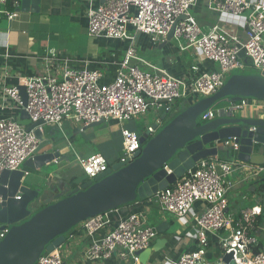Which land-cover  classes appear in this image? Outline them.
Listing matches in <instances>:
<instances>
[{"label": "built area", "instance_id": "obj_1", "mask_svg": "<svg viewBox=\"0 0 264 264\" xmlns=\"http://www.w3.org/2000/svg\"><path fill=\"white\" fill-rule=\"evenodd\" d=\"M197 0H101L87 11V35L96 39L134 41V35H145L153 44L165 43L170 32L181 51L195 49L207 60L218 64L214 72L200 71L193 66L191 80L171 76L165 70L151 66L136 56L134 46L128 47L116 68L114 78L103 81L100 70L71 69L63 66L60 79L51 73L54 53L46 58L49 63L44 74L37 77H21L17 86L3 87L1 109L24 110L31 123L61 128L64 122H72L83 129L102 121H130L153 110L157 114V129L163 124L161 115L174 113V104L194 96L206 98L216 93L234 70H242L243 54L258 70H264V3L251 0H210L208 8L218 14L233 17L247 15L246 38L230 34L218 26L204 32L190 10ZM6 0H0V5ZM0 15L9 21L17 18V11L0 9ZM183 18V19H181ZM131 32L133 35H131ZM4 57H9L5 52ZM149 67L143 71L139 64ZM24 87L26 103L20 93ZM9 102V103H8ZM254 111L264 117V101L243 98L230 102L221 112L233 116L240 111ZM215 110H207L200 120L216 118ZM34 129L29 132L13 118H0V179L5 171H16L34 155L38 140ZM157 129L148 126V138ZM256 131V128H251ZM122 149L118 163L131 162L142 147L140 135L129 129H121ZM235 139L223 141V146L237 152ZM77 165L87 180L105 173L110 165L101 155L77 157ZM236 169L245 171L248 180L264 175V165L245 164L239 161H223L215 157L200 159L193 168L174 184L158 191L149 202L156 204L161 213L177 218L190 214L193 206L202 203L205 208L194 219L195 248L182 254L173 264H264V248L255 233L261 209L253 206L240 211L237 217L228 213V194L233 187L230 180ZM112 212V211H111ZM111 212L96 215L82 222V229L91 240L84 257L91 262L108 260L114 254L138 263L139 252L150 247L158 232L149 226L145 216L133 213L111 226ZM108 228L102 236L97 234ZM0 231V238L8 231ZM215 236L220 251L217 261H208L209 236ZM225 256H231L224 262ZM35 264H63L59 248L44 252Z\"/></svg>", "mask_w": 264, "mask_h": 264}, {"label": "crops", "instance_id": "obj_2", "mask_svg": "<svg viewBox=\"0 0 264 264\" xmlns=\"http://www.w3.org/2000/svg\"><path fill=\"white\" fill-rule=\"evenodd\" d=\"M251 1L264 3V0ZM209 2L210 0H197L196 5L190 10L191 15L202 31L207 32L212 27L218 26L230 34L245 39V21L247 15L233 17L229 14L212 12L208 8ZM100 3L101 0H38L32 9L24 12L20 10L21 0H19V3L14 2L13 6L15 9H10L11 6L8 5V2L0 5V9L2 10L18 12L17 18L13 21H9L5 16L0 15V118H13L18 121L20 112L12 107L5 110L1 109L2 88L17 86L21 77H37L44 74L45 67L49 63L46 60L49 53H54L56 56L57 61H55V66H53L51 73L58 79H60L59 75L65 62H67L66 66L71 69L86 67L88 69L100 70L104 74L103 81L109 82L114 78L117 65L124 57L129 45L135 47V44L141 43L143 45H139L137 49L135 48L136 56L151 66L165 70L171 76L191 80L193 77L191 68L193 66H197L200 71L214 72L218 70V64L207 61L197 50L191 48L181 51L178 45L175 46L169 40L165 43L153 44L147 36L138 34L134 35L133 42L89 37L87 35V11L90 7H96ZM131 35H133L132 32ZM5 52L9 54V57H4ZM143 54L148 55L144 56ZM239 58L244 64L242 70L246 66H250L247 57L243 54ZM139 68L143 71H149V67L141 63L139 64ZM192 100L198 99L192 96L187 101L191 102ZM179 104L181 103L178 101L174 104L175 114L178 113L176 110H178ZM228 104L218 109L212 108L217 113L216 117L218 115L224 116L221 111ZM232 117L264 120V117L260 114L250 110L237 112ZM160 118H162V115ZM43 126L41 127L42 132ZM123 126H115L111 130L112 132L110 131L114 142L121 140V129L134 131L131 128L125 127V125ZM66 127L74 129L83 136L88 128L80 131L78 125L72 122H64L62 129L60 128L61 131L64 128L67 129ZM45 137L48 140L53 138L52 134H46ZM120 142L122 146V141ZM68 145V148L72 150L76 159L77 157L87 158L98 154L103 156L110 166L118 162L122 149H120L116 157V153L111 148L104 152L91 149H80L79 151L73 148L71 142ZM225 148L227 147L223 146V143L219 145L218 159L223 161H239L237 159V152L231 150L229 153ZM55 150L59 152L61 160L64 157L70 158L67 148L59 149L55 147ZM66 166L67 164L62 162L55 170H61ZM49 167L51 166L35 171L34 175L28 176L29 184H31L29 188L35 191L38 190L39 192V198L31 208L33 214L57 201V196L63 188L61 182L66 174L60 171L54 175V170H51ZM48 168L46 180L40 181L38 176ZM74 173L81 175L76 171ZM260 177L252 181L247 179L245 171L236 169L233 172L230 177L233 187L228 194V213L237 217L241 210L258 206L261 209V214L258 219L259 227L255 235L260 237V240H258L264 245V187L261 186L262 184H256ZM254 184L256 185L254 186ZM204 208V204L197 203L193 206L189 214L190 217L177 218L170 213H161L156 204L149 202V199H147L112 211L110 214L111 226H114L120 219L133 213L143 214L148 224L146 214L157 209L160 220L149 226L157 230L159 225L165 224L164 228L166 230L163 234L157 235L148 250H152L156 246L157 241L165 240V243L161 250L157 252L151 251L144 262L141 261L140 256H138V263H135L129 258H119L117 254H114L108 260L88 261L84 257V253L90 245L91 240L84 233L82 224L77 225L67 233L55 248H59L61 251L63 264H173L182 254L195 248V222L191 218V214L200 215ZM106 232H108V228L100 231L97 236H102ZM209 240L211 244L208 256H211L210 250L212 249H216V252L218 250L219 253L216 237L210 235Z\"/></svg>", "mask_w": 264, "mask_h": 264}, {"label": "water", "instance_id": "obj_3", "mask_svg": "<svg viewBox=\"0 0 264 264\" xmlns=\"http://www.w3.org/2000/svg\"><path fill=\"white\" fill-rule=\"evenodd\" d=\"M37 1L21 0L20 10L32 9ZM172 33L173 30L168 40ZM247 59L252 66L251 60ZM20 93L25 105L24 87H20ZM243 98L264 101V70L261 74H231L213 95L192 100L187 108L170 117L163 114L162 120H168L167 123L151 138L148 134L140 136L142 148L131 162L111 165L94 181L87 180L85 174L76 175L69 159H60L54 139L48 140L39 128L42 123H31L27 113L20 110L17 123L27 132L35 128L34 135L39 144L34 155L19 170L5 171L0 179V231L9 227L0 238V264H35L44 252L52 251L77 225L96 215L150 199L174 184L200 159L217 156L219 145L225 140L235 139L239 145V161L263 165L264 120L231 115H218L207 122L200 120L217 103L237 102ZM152 127L157 129L155 124ZM225 149L230 153L229 147ZM62 162L67 166L53 172L54 175L60 171L66 174L58 200L33 214L31 208L39 198V192L29 188L28 176L48 166L52 169ZM49 168L38 176L40 181L46 180ZM164 227L165 224L157 227L158 234L165 232ZM164 241H157L152 250L139 252L141 261H146L151 251L161 250ZM230 259L231 256H225L223 260L229 262Z\"/></svg>", "mask_w": 264, "mask_h": 264}, {"label": "rangeland", "instance_id": "obj_4", "mask_svg": "<svg viewBox=\"0 0 264 264\" xmlns=\"http://www.w3.org/2000/svg\"><path fill=\"white\" fill-rule=\"evenodd\" d=\"M169 41L171 43L173 42L175 46L178 45L177 42L174 41L173 38H170ZM263 41H264V36H263ZM139 45H143V44L142 43L138 44V45L135 44V48L137 49V47H139ZM143 55L146 56L148 54H146V55L143 54ZM262 71L263 70H258L253 66H246V68L244 70H234L231 72V74H233V75L261 74ZM178 102H181V100H178ZM227 104H228V102L222 101V102L217 103L213 108L218 109V108H221ZM168 117H170V116H168ZM156 118H157L156 112L153 110H149L147 113L140 115L136 119H132L130 121L121 122L118 120H108V121H102L101 123H98V124H94V125H92L86 129L84 136L81 133H78L77 131H75L74 130L75 128L71 125L70 126L74 129H71L70 127H66L67 129L64 128L62 131H61L62 127L60 129V128H55L52 126L44 125L43 126V133H44V135H46V134L51 135L52 134L53 139L55 140V143H56V147H58L59 149H62V148L68 149V154L70 156L69 162L71 163V164L69 163V165L74 167V172L76 171L78 174H82V170L80 169V167L78 165H76L77 164L76 163V156L74 155L72 150L68 148V146H69L68 144H70V142L72 143L73 148H75L79 151H80V149H82V150L91 149V150H95V151L104 152L107 149L111 148V150L116 153V157H117L120 149L122 148V146L120 144L121 143L120 141H122V138H121V140H119V142H117V141L114 142L112 140L113 137L110 134L112 132L111 130L115 126L120 127V125H122V126L125 125V127L133 129L138 135L141 136V135L146 133L148 126H152L153 124H155ZM167 121L168 120L163 121V124L157 130H161L162 127L167 123ZM57 166L58 165H54L51 170H55L57 168ZM192 213H194V212H192ZM146 215H147L146 218L148 219V225L155 224L156 222H158L160 220V217L157 213V209L155 211H152L151 213L149 212ZM196 217H198V215L196 216V214H191V218L193 220ZM258 239L260 240V237H258ZM210 252H211V256H208V261H210V262L217 261L218 256H220V252L218 253V250L216 252V249H212V250H210Z\"/></svg>", "mask_w": 264, "mask_h": 264}, {"label": "trees", "instance_id": "obj_5", "mask_svg": "<svg viewBox=\"0 0 264 264\" xmlns=\"http://www.w3.org/2000/svg\"><path fill=\"white\" fill-rule=\"evenodd\" d=\"M8 2V5L11 6L10 9H15L14 2L19 3V0H6V3ZM181 104L178 105V113L181 112L183 109L187 108L192 102L189 103H185V101H181ZM256 184H262L261 186L264 187V176H261L258 181L256 182ZM254 184V186L256 185ZM263 243H260V245L258 246L257 250L263 249Z\"/></svg>", "mask_w": 264, "mask_h": 264}]
</instances>
